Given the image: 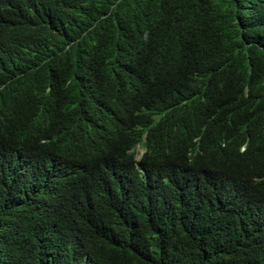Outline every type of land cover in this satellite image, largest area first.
<instances>
[{
  "label": "trees",
  "instance_id": "16d2710c",
  "mask_svg": "<svg viewBox=\"0 0 264 264\" xmlns=\"http://www.w3.org/2000/svg\"><path fill=\"white\" fill-rule=\"evenodd\" d=\"M0 264H264V0H0Z\"/></svg>",
  "mask_w": 264,
  "mask_h": 264
},
{
  "label": "rangeland",
  "instance_id": "374dc122",
  "mask_svg": "<svg viewBox=\"0 0 264 264\" xmlns=\"http://www.w3.org/2000/svg\"><path fill=\"white\" fill-rule=\"evenodd\" d=\"M137 152H138V157H137V159L139 160L141 154L143 153V149H141V148H137Z\"/></svg>",
  "mask_w": 264,
  "mask_h": 264
},
{
  "label": "clouds",
  "instance_id": "9594fccd",
  "mask_svg": "<svg viewBox=\"0 0 264 264\" xmlns=\"http://www.w3.org/2000/svg\"><path fill=\"white\" fill-rule=\"evenodd\" d=\"M41 15H42V14H41ZM44 15H46V14H45V13H43V15H42V16H43V18H44ZM139 148H140V147H139ZM141 149H142V148H141ZM143 153H144V149H143ZM143 153H142V154H143ZM137 154H138V152H137ZM142 154H141V155H142ZM137 157H138V155H137ZM140 157H141V156H140ZM139 159H140V158H139Z\"/></svg>",
  "mask_w": 264,
  "mask_h": 264
}]
</instances>
